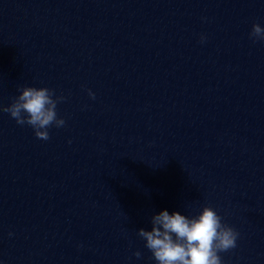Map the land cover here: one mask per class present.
I'll return each mask as SVG.
<instances>
[{"label":"clouds","instance_id":"clouds-1","mask_svg":"<svg viewBox=\"0 0 264 264\" xmlns=\"http://www.w3.org/2000/svg\"><path fill=\"white\" fill-rule=\"evenodd\" d=\"M207 37L203 34L200 42ZM249 39L264 42V27L253 23ZM19 95L13 97L8 106L0 105V111L20 126H30L37 139H50L49 129L64 127L66 121L58 116L57 106L65 101L63 95H56L48 87L23 86ZM91 99L95 93L87 89ZM71 143V141H69ZM151 230L140 228L137 235L145 241V247L152 253L156 264H222L221 252L237 247L239 232L223 222V218L210 205L202 207L198 215L189 217L179 211L169 213L162 210L151 217ZM133 255L139 259L142 253Z\"/></svg>","mask_w":264,"mask_h":264}]
</instances>
